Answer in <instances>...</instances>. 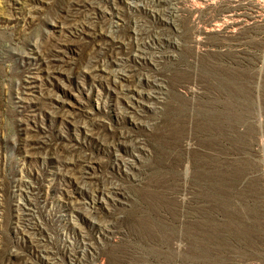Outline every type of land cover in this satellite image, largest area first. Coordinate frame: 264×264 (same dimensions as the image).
I'll return each instance as SVG.
<instances>
[{
    "label": "rangeland",
    "instance_id": "374dc122",
    "mask_svg": "<svg viewBox=\"0 0 264 264\" xmlns=\"http://www.w3.org/2000/svg\"><path fill=\"white\" fill-rule=\"evenodd\" d=\"M52 263L264 264V0H0V264Z\"/></svg>",
    "mask_w": 264,
    "mask_h": 264
},
{
    "label": "bare ground",
    "instance_id": "6f19581e",
    "mask_svg": "<svg viewBox=\"0 0 264 264\" xmlns=\"http://www.w3.org/2000/svg\"><path fill=\"white\" fill-rule=\"evenodd\" d=\"M129 2V1H128ZM167 2V1H166ZM139 8V7H138ZM210 20V19H209ZM214 21V20H213ZM211 22V21H210ZM217 22V21H216ZM215 23V22H214ZM223 24V23H222ZM212 25V24H211ZM216 25V24H215ZM214 25V26H215ZM209 26V25H208ZM218 26V25H217ZM219 27V26H218ZM208 32H210V30L208 31ZM136 33V32H135ZM137 39V38H136ZM131 42V41H130ZM144 42V41H143ZM136 44H137V40H136ZM139 44V43H138ZM120 47V46H119ZM136 49H142V48H136ZM141 51V50H140ZM146 51V50H145ZM118 54V53H117ZM133 55H135V54H133ZM139 55V54H138ZM141 55V54H140ZM57 56V55H56ZM136 56V55H135ZM141 57V56H140ZM146 57V56H145ZM121 59V58H120ZM145 59V58H144ZM115 60V59H114ZM118 62V61H117ZM116 63V62H115ZM126 63V62H125ZM124 63V64H125ZM99 65V64H98ZM120 64H118V65H116L117 67L119 66ZM103 66V65H102ZM100 67V66H97L96 67V73H98V74H104V75H108V76H110V75H112L113 76V78H114V81L115 80H117L116 81V83H120V87H119V89H118V92L116 93V96L118 97V99L121 101L120 103L124 106V108H126V109H131V107L134 105V104H137V106H138V104H140L141 105V103H140V100L141 99H154V92H148V93H143L142 91H138V88H137V90H134V89H132V88H130L129 86L130 85H128L127 86V88L124 86V84H122L123 82H126L125 80H126V78H127V76L124 74L125 72L122 70H112V71H114V72H109V73H107V72H105L103 69V67ZM107 67V66H106ZM107 69V68H106ZM117 69V68H116ZM130 69V68H129ZM126 71V70H125ZM95 74V73H94ZM97 74V75H98ZM95 76H96V74H95ZM105 76V77H106ZM93 78V77H92ZM95 78V77H94ZM104 78V77H103ZM151 78V77H150ZM107 79H109V77L107 78ZM106 79V80H107ZM156 79V78H155ZM154 79V80H155ZM149 80V79H148ZM152 80V79H151ZM153 80V81H154ZM135 83V82H134ZM141 83V82H140ZM160 83V82H159ZM115 84V83H114ZM138 84V83H137ZM143 84V83H142ZM150 85V84H149ZM117 87V86H116ZM135 87V86H134ZM154 87H155V89L158 87V88H162L161 87V85L159 84V86H157V85H154ZM142 90H144V88L142 89ZM154 90V89H153ZM116 91V90H115ZM146 91V90H145ZM159 92V91H158ZM163 92V91H162ZM161 92V93H162ZM156 93V92H155ZM154 95V96H153ZM158 98V97H157ZM142 101V100H141ZM152 103H153V101H152ZM121 105V106H122ZM140 107V106H139ZM124 108H123V110H124ZM137 109V108H136ZM130 111V110H129ZM127 112V111H126ZM139 113V112H138ZM135 115V114H134ZM132 146V145H131ZM134 146V145H133ZM62 153H63V151H61ZM62 154H60V156H61ZM59 156V155H58ZM62 158V157H61ZM63 158H65V157H63ZM78 159V158H77ZM85 159H86V157H85ZM73 160V159H72ZM82 160V159H81ZM88 160V159H87ZM60 161V160H59ZM76 161V160H75ZM82 161H84V160H82ZM86 161V160H85ZM126 161V160H125ZM73 163V162H72ZM86 165V164H85ZM88 165H89V163H88ZM70 167V166H69ZM128 167V166H127ZM79 168V167H78ZM77 168V169H78ZM66 169H68V168H66ZM76 169V168H75ZM74 170V169H73ZM80 170V169H79ZM67 171V170H66ZM89 172V171H88ZM90 173V172H89ZM71 174H73V173H71ZM86 175V174H85ZM79 177V176H78ZM88 177V176H87ZM80 178V177H79ZM85 178V177H84ZM86 181V180H85ZM82 186V185H81ZM113 188V187H112ZM105 189V188H104ZM107 189V188H106ZM108 190V189H107ZM98 192V191H97ZM108 192V191H107ZM116 192V191H115ZM104 195V194H103ZM117 195V194H116ZM112 196V195H111ZM110 196V197H111ZM114 197V196H113ZM113 197H111V198H113ZM116 197V196H115ZM94 199V198H93ZM78 201V200H77ZM87 201V200H86ZM86 201H85V203H86ZM94 202V201H93ZM96 202V201H95ZM89 203V202H88ZM75 205V204H74ZM73 206V205H72ZM76 206V205H75ZM73 208V207H72ZM72 210V209H71ZM88 210V209H87ZM89 212V211H88ZM91 212V211H90ZM101 225V224H100ZM107 227V226H106ZM103 231V230H102ZM45 250V249H44ZM46 251V250H45ZM42 255V254H41ZM48 256V255H47ZM48 259H49V257H47ZM57 262V261H56ZM53 264V263H52Z\"/></svg>",
    "mask_w": 264,
    "mask_h": 264
}]
</instances>
